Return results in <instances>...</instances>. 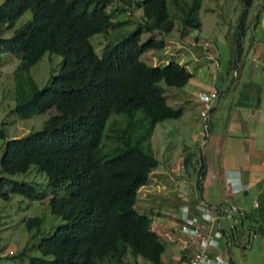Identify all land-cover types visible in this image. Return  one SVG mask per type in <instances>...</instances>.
Segmentation results:
<instances>
[{"label": "trees", "instance_id": "obj_1", "mask_svg": "<svg viewBox=\"0 0 264 264\" xmlns=\"http://www.w3.org/2000/svg\"><path fill=\"white\" fill-rule=\"evenodd\" d=\"M252 1L244 0V16ZM110 3L4 0L0 5V28L27 10L32 13V19L8 38H0V57L4 53L20 57L13 71L14 113L30 118L51 108L57 112L49 127L5 142L0 158V196L7 200L8 193H14L36 198L32 185L6 177L26 173L34 165L53 189L48 200L51 213L63 220L52 235L37 243L40 255L27 253L25 246L8 256L13 261L129 264L130 253L152 264L163 263L166 243L152 229L153 219L137 205V190L158 165L151 146L156 124L183 114L181 107L168 104L164 86L182 88L192 73L175 61L157 66L143 61V53L166 45L165 38L143 40V36L148 32L167 35L177 21L182 31L200 29L202 0H171L173 13L168 0L126 1L140 10L141 16L133 28L107 42L99 56L91 37L128 24L114 16L122 9L112 8ZM244 18L239 24L241 34ZM237 52L241 53L239 48ZM45 53L60 55L62 65L52 80L39 88L29 71ZM113 114L125 118L117 123L115 142L107 146L104 137ZM5 137L1 126L0 138ZM184 160L190 159L186 156ZM204 167L200 163L199 175ZM59 190L66 195H58ZM41 222L40 217H33L26 227L38 229Z\"/></svg>", "mask_w": 264, "mask_h": 264}, {"label": "rangeland", "instance_id": "obj_2", "mask_svg": "<svg viewBox=\"0 0 264 264\" xmlns=\"http://www.w3.org/2000/svg\"><path fill=\"white\" fill-rule=\"evenodd\" d=\"M126 1L128 0H111L110 6L122 9L114 16L128 21V24L91 37L90 40L97 55L102 54L107 42L114 41L121 32L130 30L137 24L141 11L127 5ZM3 2L4 0H0V5ZM168 5L173 13L171 0H168ZM245 9L244 0H202L198 11L201 21L200 29L189 28L182 31L181 24L177 21L173 30L167 35L148 32L143 36V40L165 38L166 41L165 48L152 49L143 53L141 55L143 61L154 66L175 61L192 73L191 79L182 88L164 86L168 104L175 108L181 107L183 114L177 119H167L156 124L151 136V146L158 165L151 170L147 183L137 190V205L142 212L153 219L152 229L166 243L162 264H185L181 257L178 259L180 252L183 255L189 254L190 250H181L188 247L189 241L195 240L183 232V221L180 218L181 207L186 205L190 207V211H194L201 200L207 202L200 195L204 192L206 181L213 178L215 170L220 169L219 160L227 163L229 150L226 145L223 149L219 146L220 152L218 147L210 152L208 145L206 146L208 140L210 143L215 141L218 145L228 142L230 138V132L227 129L228 118L231 113L236 112L234 109L237 103L244 101L249 106L253 104L250 109H244L245 113H252L251 108H255L257 94L253 89L254 86L261 87V96L264 101V24H258V22L264 23V0H253L251 6L247 8L246 16L243 14ZM243 17H245L244 35L239 29ZM31 19L30 10L18 18L8 19L0 28V38H8L16 28ZM238 48L240 54L237 52ZM236 57H239V62ZM19 63L20 57L16 55L4 53L0 57V127L3 126L6 130V137L0 138V158L5 142L49 127L51 118L57 113L55 108L30 118H20L14 113L13 71ZM61 65L60 55L45 53L30 68L29 75L39 88H43L52 80ZM239 69L240 75L237 78L235 70ZM253 81L257 85H254ZM213 88L221 92L222 96L218 100L217 113L215 116L213 113L210 115V124L212 118L210 137L202 142L204 140L201 139L202 105L198 97L200 93H210ZM262 109H264V103ZM262 113L264 114L263 110ZM121 117L125 118L123 115L113 114L107 122L104 137V143L107 146L115 142L113 135L117 123L122 120ZM221 130H227L228 135L219 142L223 136L213 137V133L217 131L220 133ZM237 135L239 133H236ZM232 139L239 140L235 135ZM186 156L190 159L187 163L184 160ZM200 163L205 164L201 175L198 173ZM6 177L11 181L32 185L37 192V197L29 199L20 194L8 193L9 198L6 200L0 196V264H28L27 261H13L8 256L21 252L25 246L27 253L40 255L36 247L37 243L52 235L63 220L51 213L48 200L54 194L53 189L46 175L39 172L36 166L32 165L26 173H16ZM56 193L60 196L66 195L61 190ZM254 194L255 189L248 193H237L230 198V202L239 203L240 199H245L251 203ZM210 205L218 206L219 204ZM33 217L42 219L41 226L38 229L29 230L26 227V221ZM223 225L229 230L226 221H223ZM257 234L258 240L256 239L252 246L246 243L244 234L238 236L237 245H231L232 248L229 251L232 254V264L233 262L234 264H264V238L261 237V233ZM192 252L194 253V250ZM128 256L129 264H152L130 253ZM226 256H229L227 252H225Z\"/></svg>", "mask_w": 264, "mask_h": 264}, {"label": "crops", "instance_id": "obj_3", "mask_svg": "<svg viewBox=\"0 0 264 264\" xmlns=\"http://www.w3.org/2000/svg\"><path fill=\"white\" fill-rule=\"evenodd\" d=\"M261 23L264 24L263 22L260 23L258 22V24ZM262 50L263 48L261 49V51ZM236 59L239 62V57H236ZM239 71L240 69L238 70L237 78L240 75ZM253 84L257 85V83H255L254 81ZM253 89L257 94L254 102L255 108H251L253 112L252 113L244 112V109H250V107L253 104L249 106L247 102L244 101L238 102L236 109H234L236 112L231 113L230 117L228 118L229 125L227 129L230 132L229 134L230 138H228V142L225 141L223 142L224 144L218 145L215 141L210 143V140H208L206 144V146L208 145L207 148L210 149L209 150L210 152L216 147H218V151L220 152V148L223 149L224 145H226L229 151H228L227 163L226 162L223 163L224 161L219 160V166H221L220 169L218 171L214 169L215 174L213 178L206 181L204 192L200 194L201 197L204 198V200H206L210 204H215V205L219 204L218 206H224L229 203H232L230 202V198L233 195H236L237 193H248L252 189L253 190L255 189L254 198H252L251 203H249L248 200L245 199H240L239 203H235L245 208V210H247L248 213L246 215V218L243 219L235 227L238 229H236V231L233 232L234 235H233L232 245H237L238 243L237 238L240 234H244L243 237L246 238L247 241L249 232L247 233L244 229H241V227L247 226L248 223L251 224L250 229L252 232L253 231L257 233L259 232L261 233V237L264 238V232H261V230H264V114L262 113V110L264 111V109H262V104L264 103V101L261 96V87L257 88L256 86H254ZM221 96L222 94L221 92H219L218 100L220 99ZM245 97L249 99L248 96ZM218 105L219 104L217 101V104L213 112L214 116L217 113ZM216 120L218 123L217 118ZM211 125H212V118H211L210 126ZM236 133H239V135L236 136ZM233 134L240 141L233 140L232 139L234 137ZM215 135L223 136L219 139V142H222V139H225L228 133L227 130L225 131L221 130L220 133H218V131L216 133H213V137ZM219 146L221 147L219 148ZM227 177L229 178L227 179ZM241 184L242 185L246 184L244 190H238ZM255 201L258 204V207L256 208L253 207ZM225 202H227V204H224ZM229 232H230V228H229ZM256 239L252 240V242H250L249 244L252 246L258 240ZM187 244L188 247L182 248L181 251L190 250L188 251L189 254L183 255L182 252L179 251L180 256L179 257L177 256L178 259L181 257L182 262L185 264H188V260L190 256L193 254L192 251L193 250L195 251V248L197 247L196 240L194 242L191 240ZM230 248H232V246ZM217 252H220L221 254H223V256H225V252H227L229 256L226 257L230 259V264H232L231 261L232 254H230V252L227 251V248L224 247V245L223 247L221 245V247L217 249Z\"/></svg>", "mask_w": 264, "mask_h": 264}, {"label": "built area", "instance_id": "obj_4", "mask_svg": "<svg viewBox=\"0 0 264 264\" xmlns=\"http://www.w3.org/2000/svg\"><path fill=\"white\" fill-rule=\"evenodd\" d=\"M264 19V18H263ZM238 70H235V76ZM199 101L202 105L200 116L202 119V142L209 139L210 136V115L211 109L215 108L219 92L216 88L211 89L210 93H200ZM229 177H227L228 179ZM246 184H241L238 190H244ZM253 207H258L255 201ZM190 207L183 205L181 207V217L183 221V232L188 234L192 239L196 240L197 247L194 253L190 256L188 264H230V259L223 256L217 249L226 247L230 251L232 245L235 228L248 213L245 208L239 204L229 203L224 206H213L201 200L197 204L194 211L189 210ZM223 221H227L229 230L223 226ZM251 224L242 226L249 236L247 244L258 237L257 232L251 231Z\"/></svg>", "mask_w": 264, "mask_h": 264}]
</instances>
